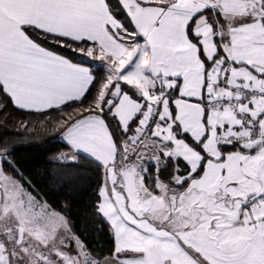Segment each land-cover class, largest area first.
Segmentation results:
<instances>
[{"label":"snow or ice","instance_id":"snow-or-ice-1","mask_svg":"<svg viewBox=\"0 0 264 264\" xmlns=\"http://www.w3.org/2000/svg\"><path fill=\"white\" fill-rule=\"evenodd\" d=\"M12 112L96 166L112 247L75 235L6 137L0 264H264V0H0Z\"/></svg>","mask_w":264,"mask_h":264},{"label":"trees","instance_id":"trees-1","mask_svg":"<svg viewBox=\"0 0 264 264\" xmlns=\"http://www.w3.org/2000/svg\"><path fill=\"white\" fill-rule=\"evenodd\" d=\"M28 119L27 115L12 112L5 121L0 120V139L14 138L13 155L16 168L41 193L56 211L69 221L72 231L91 249L103 245L105 252L111 249V236L106 224H101L96 214L97 188L100 175L96 166L85 156L64 161V155L73 156V150L59 139L54 130L34 133L14 132L16 120ZM5 169L11 174V170ZM18 178V177H17ZM27 187V185H25ZM103 228V231L100 229Z\"/></svg>","mask_w":264,"mask_h":264},{"label":"crops","instance_id":"crops-1","mask_svg":"<svg viewBox=\"0 0 264 264\" xmlns=\"http://www.w3.org/2000/svg\"><path fill=\"white\" fill-rule=\"evenodd\" d=\"M67 156H68V157H70V155H69V154H68Z\"/></svg>","mask_w":264,"mask_h":264}]
</instances>
